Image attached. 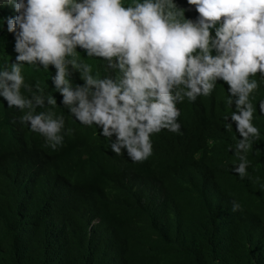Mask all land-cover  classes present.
I'll return each mask as SVG.
<instances>
[{
	"label": "clouds",
	"instance_id": "obj_1",
	"mask_svg": "<svg viewBox=\"0 0 264 264\" xmlns=\"http://www.w3.org/2000/svg\"><path fill=\"white\" fill-rule=\"evenodd\" d=\"M5 8L0 31L15 56L0 62V109L19 110L51 155L91 134L118 169L149 161L156 172L198 162L183 148L225 122L235 145L192 166L252 193L240 179L251 156L264 170L254 120L264 114V0H0ZM25 65L50 69L51 94L25 82ZM255 217L264 224V207Z\"/></svg>",
	"mask_w": 264,
	"mask_h": 264
},
{
	"label": "trees",
	"instance_id": "obj_2",
	"mask_svg": "<svg viewBox=\"0 0 264 264\" xmlns=\"http://www.w3.org/2000/svg\"><path fill=\"white\" fill-rule=\"evenodd\" d=\"M13 45L0 31V62L14 59ZM49 70L25 65L22 74L48 95ZM21 115L0 109V264H264L258 159L247 158L240 179L252 193L238 196L201 165L235 145V126L226 131L223 122L190 141L183 150L198 162L153 172L149 161L118 169L122 160L91 134L51 155ZM254 120L261 139L258 108Z\"/></svg>",
	"mask_w": 264,
	"mask_h": 264
}]
</instances>
